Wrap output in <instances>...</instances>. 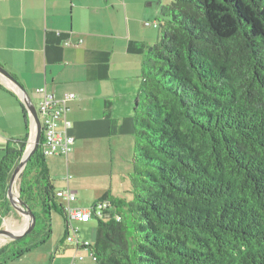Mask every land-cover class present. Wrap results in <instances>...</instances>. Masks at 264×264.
Listing matches in <instances>:
<instances>
[{"label":"trees","instance_id":"trees-1","mask_svg":"<svg viewBox=\"0 0 264 264\" xmlns=\"http://www.w3.org/2000/svg\"><path fill=\"white\" fill-rule=\"evenodd\" d=\"M160 14L133 105L131 197L102 198L112 215L87 247L96 264H264V0H170ZM27 140L0 161V226ZM42 140L18 178L36 225L0 264L48 240L52 211L67 227Z\"/></svg>","mask_w":264,"mask_h":264},{"label":"crops","instance_id":"crops-1","mask_svg":"<svg viewBox=\"0 0 264 264\" xmlns=\"http://www.w3.org/2000/svg\"><path fill=\"white\" fill-rule=\"evenodd\" d=\"M169 1L0 0V65L35 99L36 106L41 99L36 89L42 86L56 98L67 93L75 96L67 103L65 119L58 123V129L73 138L71 150L67 157L48 156L47 160L49 171L63 166V177L55 187L71 189L75 207L91 208L105 195L130 199L133 105L144 55L158 40L161 6ZM146 21L158 26H146ZM23 107L15 85L0 74V161L8 148L17 146L16 140L32 134ZM12 217L13 211L1 225L13 228ZM89 221L74 220L65 227L63 217L58 239L48 251H38L40 263L32 264H58L59 255L72 256L65 258L67 264H96L89 247L66 241L69 234L92 243L94 238L81 236L77 225ZM63 242L72 248L59 253L57 245Z\"/></svg>","mask_w":264,"mask_h":264},{"label":"built area","instance_id":"built-area-1","mask_svg":"<svg viewBox=\"0 0 264 264\" xmlns=\"http://www.w3.org/2000/svg\"><path fill=\"white\" fill-rule=\"evenodd\" d=\"M144 24L146 26H158L157 22L151 23L146 21ZM36 92L41 95V99L37 107L43 137L41 143V152L45 157L55 155L67 157L71 150L73 138L67 135L64 131L59 130L58 123L59 121L65 119L67 103L75 96L72 93H67L61 98H56L53 94L48 92L45 86L37 88ZM56 195L63 204L67 218V227H70V222L74 220L87 222L92 217L104 218L106 214H108V211L111 209L112 205L111 201L108 199H100L95 204V206L91 208L75 207L73 202L76 200V196L75 193L69 188L56 190ZM114 218L116 220H120V216L118 214H114ZM72 229L75 231L74 228ZM66 241L76 246H88L89 244L88 242H80L78 238L72 237L69 234ZM91 256L93 260L96 259L92 252Z\"/></svg>","mask_w":264,"mask_h":264},{"label":"water","instance_id":"water-1","mask_svg":"<svg viewBox=\"0 0 264 264\" xmlns=\"http://www.w3.org/2000/svg\"><path fill=\"white\" fill-rule=\"evenodd\" d=\"M0 74L9 79L17 88V91L20 95V98L26 108V111L29 116V121L32 126V134L29 136L27 146L22 154V157L19 163L13 169L11 174L8 186H7V198L13 209L22 213L25 218L27 216V224L22 229H13L10 227L0 226V236H4L9 241L18 240L34 229L36 225V216L31 207L20 198L19 194L15 197L13 195V186L15 185L16 180L19 178L20 173L26 166L30 157L37 151L39 143L41 140L42 130L41 122L38 116L37 109L33 104L29 94L24 89V87L6 70L0 65Z\"/></svg>","mask_w":264,"mask_h":264},{"label":"rangeland","instance_id":"rangeland-1","mask_svg":"<svg viewBox=\"0 0 264 264\" xmlns=\"http://www.w3.org/2000/svg\"><path fill=\"white\" fill-rule=\"evenodd\" d=\"M160 20H161V17H160ZM159 22H162V21H159ZM158 31L160 32V29ZM31 100H32L33 104L35 105V107L37 109L38 105L36 106L35 99H31ZM48 159H50V158L49 157L46 158V163H47ZM62 168H63V166L60 167L59 165H56V167H52L51 171H49L50 174L53 175L54 178L56 179V181H55L56 187H58L59 183L61 182V178L63 177V174H64V170H62ZM127 180L129 181V177H128ZM18 181H19V179L16 180L14 188H15V192H17L19 194ZM129 186H130V181H129ZM130 197H131V195H130ZM88 205H89V203L84 204L82 206H88ZM50 217H51V219H50V222H51V225H50L51 226L50 227L51 235H50V238L47 240V242L45 244L41 245L38 248V250H33V251H31V252H29L27 254H23L22 257H20L19 259L15 260V261H20L21 264L40 263L41 259H40V256H38V254H37L38 251H48L51 243L58 239L59 234L64 229L63 217H62L61 214H59V212L52 211ZM6 219H8V218H6ZM11 219H12V222H13L12 223L13 229H18V228L24 227V225L26 224V223H24L25 220H26L25 216L22 213H20L17 210H15V209H13V217ZM6 223H7V221H6ZM77 225H78L79 229L82 228V231H81V234H80L81 236H87L90 239L94 238L95 228H96V225H97V220L96 219H91L86 224H80L79 223ZM8 242H9V240L6 239V241L1 243L0 246L4 245L5 243H8ZM66 252L73 253V250H67ZM59 257L57 258L58 259L57 260L58 264H65V261H66V264H67V259H65V258L66 257H72V256L71 255H67V256L59 255ZM48 263H49V261H47L45 264H48Z\"/></svg>","mask_w":264,"mask_h":264},{"label":"bare ground","instance_id":"bare-ground-1","mask_svg":"<svg viewBox=\"0 0 264 264\" xmlns=\"http://www.w3.org/2000/svg\"><path fill=\"white\" fill-rule=\"evenodd\" d=\"M13 195H14L15 197L18 195V193L15 192V188H14V186H13ZM24 223L27 224V216H26V220H25ZM26 224H25V225H26ZM25 225H24V227H25ZM24 227H21V229L24 228ZM6 239H7L6 237H4V236H0V244L3 243L4 241H6Z\"/></svg>","mask_w":264,"mask_h":264}]
</instances>
